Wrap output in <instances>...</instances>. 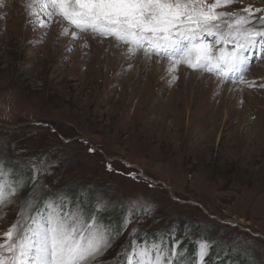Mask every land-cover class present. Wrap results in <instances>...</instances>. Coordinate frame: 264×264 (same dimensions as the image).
Segmentation results:
<instances>
[{
    "label": "rangeland",
    "instance_id": "1",
    "mask_svg": "<svg viewBox=\"0 0 264 264\" xmlns=\"http://www.w3.org/2000/svg\"><path fill=\"white\" fill-rule=\"evenodd\" d=\"M26 2L0 8V173L17 190L0 204V239L22 213L43 216L54 203L114 225L120 234L101 264L154 242L177 249V264H199L202 241L205 264H264L260 49L250 50L244 82L184 64L169 72L167 57L129 55L112 37L63 35L59 16L38 12L48 26H35ZM249 5L264 9V0L217 11L246 15Z\"/></svg>",
    "mask_w": 264,
    "mask_h": 264
},
{
    "label": "snow or ice",
    "instance_id": "2",
    "mask_svg": "<svg viewBox=\"0 0 264 264\" xmlns=\"http://www.w3.org/2000/svg\"><path fill=\"white\" fill-rule=\"evenodd\" d=\"M233 3L234 0H27L24 6L30 18L37 17L29 21L35 26H48L38 12L49 21L59 16L69 26L63 28V35L69 28L75 29L71 31L73 39L84 32L112 37L117 46H127L129 55L143 51L149 59L153 55L167 57L169 72L184 64L216 75L221 81L244 82L250 50L259 48V56H264V15L255 17L264 9L253 10L249 5L242 9L246 15L217 11ZM4 6L5 0H0V8ZM16 194L6 174L0 173V204ZM27 207H32L30 200ZM119 234H113L110 227L94 218L89 220L80 208L65 211L63 205L50 203L46 215L38 211L32 215L22 213V220L2 234L0 264H101L100 258ZM210 247L208 242L199 244V264H205ZM130 249L123 251L121 264H177L180 256L177 249L163 250L155 242L130 243Z\"/></svg>",
    "mask_w": 264,
    "mask_h": 264
},
{
    "label": "trees",
    "instance_id": "3",
    "mask_svg": "<svg viewBox=\"0 0 264 264\" xmlns=\"http://www.w3.org/2000/svg\"><path fill=\"white\" fill-rule=\"evenodd\" d=\"M46 196H49V195H46ZM75 198V197H74ZM91 214H93V211H90V212H88V215H91ZM121 216H122V214L119 212V213H114V214H112V216H110V217H107V219L108 220H112L113 221V219L114 218H118L119 217V219L121 218ZM114 217V218H113ZM111 221V222H112ZM120 225V224H119ZM110 227L111 228H114V225H110ZM175 238H177L176 236H175ZM141 242H142V239H141ZM185 243V241L183 242V241H181V242H179V244L178 245H181V244H184ZM185 246V253H187L190 257H193L194 256V252H192V251H188V248H189V246L188 245H184ZM188 247V248H187ZM186 254V255H187ZM193 260H188V261H186L187 262V264H190L191 262H192Z\"/></svg>",
    "mask_w": 264,
    "mask_h": 264
},
{
    "label": "bare ground",
    "instance_id": "4",
    "mask_svg": "<svg viewBox=\"0 0 264 264\" xmlns=\"http://www.w3.org/2000/svg\"><path fill=\"white\" fill-rule=\"evenodd\" d=\"M17 1V0H16Z\"/></svg>",
    "mask_w": 264,
    "mask_h": 264
}]
</instances>
